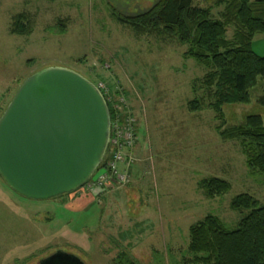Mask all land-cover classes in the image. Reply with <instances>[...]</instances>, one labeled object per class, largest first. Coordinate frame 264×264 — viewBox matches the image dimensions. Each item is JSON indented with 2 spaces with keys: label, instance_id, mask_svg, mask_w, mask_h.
Listing matches in <instances>:
<instances>
[{
  "label": "rangeland",
  "instance_id": "374dc122",
  "mask_svg": "<svg viewBox=\"0 0 264 264\" xmlns=\"http://www.w3.org/2000/svg\"><path fill=\"white\" fill-rule=\"evenodd\" d=\"M157 1L0 0V118L28 77L66 67L101 83L111 107L123 97L138 137L126 184L86 185L31 199L0 174V264H40L58 252L85 264H117L119 256L137 264H191L194 224L214 214L234 229L246 212L231 203L243 193L264 205V174L253 176L240 141L224 140L218 132L214 90L205 83L210 70L184 57L188 45L123 24L111 9L135 16ZM215 1L195 4L214 6L213 16L220 19L224 7ZM21 13L32 24L28 35L11 32ZM233 33L230 26L228 36ZM252 48L264 56V34L255 36ZM196 96L203 109L191 111ZM250 100L224 107L228 125L253 114L264 120L263 76ZM209 177L227 180L231 190L207 197L199 182Z\"/></svg>",
  "mask_w": 264,
  "mask_h": 264
},
{
  "label": "trees",
  "instance_id": "16d2710c",
  "mask_svg": "<svg viewBox=\"0 0 264 264\" xmlns=\"http://www.w3.org/2000/svg\"><path fill=\"white\" fill-rule=\"evenodd\" d=\"M215 5L224 7L220 19L213 16L214 6L202 7L195 0H158L135 16H124L111 9L123 24L142 32H158L189 46L184 57L210 70L205 83L214 90L211 107L220 121V136L224 140H239L252 175L264 174L262 116L249 115L244 123L233 126L227 124L224 111L227 104L250 103L252 88L260 76L264 77V56L252 48L255 36L264 34V0H216ZM31 25L26 14H17L11 32L28 35L32 32ZM230 26L234 28L231 38ZM189 108L202 110L201 98L196 96L189 102ZM199 188L207 197L214 198L229 192L232 185L225 179L209 177L199 182ZM231 208L246 212L234 229L214 214L191 227L188 248L191 264H264V205L243 193L232 200ZM117 264L137 263L130 256H119Z\"/></svg>",
  "mask_w": 264,
  "mask_h": 264
},
{
  "label": "water",
  "instance_id": "95a60500",
  "mask_svg": "<svg viewBox=\"0 0 264 264\" xmlns=\"http://www.w3.org/2000/svg\"><path fill=\"white\" fill-rule=\"evenodd\" d=\"M112 115L96 83L66 67L28 77L0 118V174L24 197L51 199L86 185L102 164ZM40 264H85L58 252Z\"/></svg>",
  "mask_w": 264,
  "mask_h": 264
},
{
  "label": "built area",
  "instance_id": "2783aa9c",
  "mask_svg": "<svg viewBox=\"0 0 264 264\" xmlns=\"http://www.w3.org/2000/svg\"><path fill=\"white\" fill-rule=\"evenodd\" d=\"M98 86L110 103L104 86L101 83H98ZM124 104V98L120 97L118 102L112 106L113 117L109 148L103 166L99 168V170L103 168L104 171L87 184L91 189L103 187L108 182L122 185L129 181L130 168L135 158L132 149L136 146L138 137L136 118L131 111L126 110Z\"/></svg>",
  "mask_w": 264,
  "mask_h": 264
}]
</instances>
